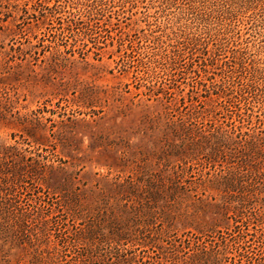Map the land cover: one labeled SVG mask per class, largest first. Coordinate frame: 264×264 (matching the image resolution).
I'll return each instance as SVG.
<instances>
[{
    "label": "rangeland",
    "instance_id": "obj_1",
    "mask_svg": "<svg viewBox=\"0 0 264 264\" xmlns=\"http://www.w3.org/2000/svg\"><path fill=\"white\" fill-rule=\"evenodd\" d=\"M67 1L0 0V264H82V246L66 242L57 225L71 219L59 194H76L82 204L106 198L115 206L123 191L114 183L130 178L138 182L140 206L151 203L154 193L152 205L164 228L174 211L213 223L221 218L216 205L222 201L215 191H205L218 176L203 154L216 142L214 130L229 131L234 121L242 132L264 129V92L248 94L241 110L220 112L224 103L213 91L223 83L221 76L235 89L252 75L264 81V73L250 71L264 67L259 4L231 7L230 14L211 18L209 34L195 28L202 48L212 50L203 55L183 40L176 48L181 30L195 22L188 0H126L124 5L104 0V16L98 18L114 25L84 34L89 19L82 17L77 29L54 38L74 11L59 10L41 24L39 5ZM173 52L182 56L171 73ZM164 93L175 99L172 104ZM194 97L204 104L190 107ZM210 114H218L213 123L184 118L210 119ZM253 206L249 214L263 217L255 214L249 226L238 229H249L247 243L226 236V264H264V191ZM187 221L158 236L168 260L176 257L169 244L180 245ZM157 228L163 231L162 225ZM107 250L101 247L100 256ZM127 253L136 256V264L161 257L154 250Z\"/></svg>",
    "mask_w": 264,
    "mask_h": 264
},
{
    "label": "trees",
    "instance_id": "obj_2",
    "mask_svg": "<svg viewBox=\"0 0 264 264\" xmlns=\"http://www.w3.org/2000/svg\"><path fill=\"white\" fill-rule=\"evenodd\" d=\"M120 1L123 5L126 3V0ZM163 1L170 4L173 0ZM188 1L191 3L192 9L196 11L195 22L192 21V24L185 25L184 29L181 30L182 34L178 37L176 48H179V44H182L180 42L183 40L188 43L187 45L191 50L194 49L196 52L202 50L203 55L212 53V50L202 48L203 37H201V34L193 32L195 28L201 29L203 35L211 33L213 29L210 27V19L224 13L230 14L228 9L231 7L244 6L246 8H254V5L259 4L264 15V0ZM103 2L104 0H85L74 3L72 0H68L64 6L55 4L51 8H48L43 3L39 5L44 12L41 15L42 22L40 19L39 22L44 24L49 16H54L52 14L68 8L74 11L71 12L74 16L67 21L65 27L60 29L57 36L54 35V38L65 37L66 33H71L74 29H77L82 17L89 19L84 34L90 35V33L93 34L96 31L97 27L103 29L114 25L112 23H104L98 18L104 16L102 14L104 12L102 10ZM260 33H264V31ZM110 38L112 41L114 40V37ZM48 48V51H51L53 47L49 45ZM79 54L80 58L85 60L86 54L82 52ZM171 56L173 61L170 60L168 67L172 73L178 66V58H181L182 55L181 53L173 52ZM211 64L213 65V63ZM250 71L260 76L264 73V67L261 69L253 68ZM251 77L252 79L239 89H235L233 86H226V79L229 77L224 76H221L223 83L213 85L214 95L217 96V100H220V103H224L219 108L220 112L222 109L229 112L231 108L241 110L242 107H247L248 94L264 92V81L259 83V81L255 80L257 77L253 75ZM192 88L194 89V87ZM161 94L163 95V93ZM161 94L156 95L158 99ZM235 94L238 102H235L234 98L232 99ZM164 96L170 104L175 100L171 96L167 97L166 93H164ZM243 103L244 105L241 106ZM203 104L195 97L190 101V107H197ZM242 115L244 113H240L238 117ZM210 116V119L199 117V115L194 117H191V115L186 117L185 115L184 118L188 121L195 120L200 122L207 120L213 123L217 120L218 114H210ZM249 116L250 114L247 113L246 118L248 119ZM229 120H232V117H229ZM230 126L229 131H225L222 128L214 130L215 133H213L212 137H214L216 142L209 145L207 154H203L208 167L212 168L218 176L207 187L204 185L205 191H215L220 195L222 201L221 205H216L221 218L214 220L213 223L206 221L199 223L191 215H175L174 211L172 213L174 215L171 214L167 217L168 221L165 223L166 228H164L162 224L164 219L158 217L155 207L152 205L155 202L154 193H151L149 198L151 203L140 206V197L137 191L138 182L133 180V178L127 180L125 184L114 183L119 191H123V193H118V205L115 206L110 205L106 198H100L99 201L93 204H82L76 194L54 193L60 195V198L65 203V207H63L67 212L65 216L68 215L71 218L57 222V225L60 226L61 235H63L62 238L73 246H82L80 248L82 251L79 254L82 264H136V256L127 252L140 249L154 250L156 255L161 254L160 259H157L153 264H167L168 262L170 264H226L224 260L227 243L226 236L240 237L245 241L249 235V229L241 230V232L238 229L244 225L249 226L250 217L256 214L249 213L251 209H255L253 204L259 200L264 191V129L259 125L256 130L251 127L249 129L250 132H242V127L236 126L235 121ZM225 150H229L230 153L228 154ZM256 216L257 218L263 217L260 213L256 214ZM68 220L73 221V224H70ZM186 221L188 224L183 225L186 226L183 228L185 237L183 236L184 238L180 239V245L175 244L177 243L176 237L174 238L175 241L169 244L175 249L176 257L168 260L169 258L163 254L166 247H163L158 236H161L162 233L170 234V232L178 231V229H174L176 224ZM159 225H162V232H159L157 228ZM68 238H71L72 241ZM103 246H107L108 250L105 256H100L99 252ZM238 250H240V256H244L246 252L244 246H241ZM74 261L71 264H79L77 262L74 263ZM249 261H252V256L249 257Z\"/></svg>",
    "mask_w": 264,
    "mask_h": 264
}]
</instances>
